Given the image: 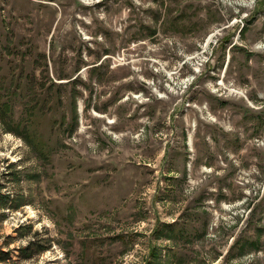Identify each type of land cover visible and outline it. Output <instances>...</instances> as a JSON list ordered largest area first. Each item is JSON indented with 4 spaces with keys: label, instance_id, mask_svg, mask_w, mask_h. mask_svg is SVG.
<instances>
[{
    "label": "rangeland",
    "instance_id": "obj_1",
    "mask_svg": "<svg viewBox=\"0 0 264 264\" xmlns=\"http://www.w3.org/2000/svg\"><path fill=\"white\" fill-rule=\"evenodd\" d=\"M1 106L0 264H264V0H0Z\"/></svg>",
    "mask_w": 264,
    "mask_h": 264
},
{
    "label": "trees",
    "instance_id": "obj_2",
    "mask_svg": "<svg viewBox=\"0 0 264 264\" xmlns=\"http://www.w3.org/2000/svg\"><path fill=\"white\" fill-rule=\"evenodd\" d=\"M241 31H242V29H241ZM240 31V32H241ZM227 41H229V40H227ZM232 48V47H231ZM100 65H101V63H100ZM100 65H98V66H100ZM98 66H96V67H93L94 69L95 68H97ZM74 81V80H73ZM75 96L73 95V101H75ZM3 106H1L0 108H2ZM29 134H31L30 132H29ZM34 143V142H33ZM36 148V150H38L40 153H43V150H42V148L41 147H35Z\"/></svg>",
    "mask_w": 264,
    "mask_h": 264
}]
</instances>
